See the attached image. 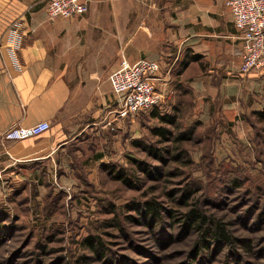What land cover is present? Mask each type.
Returning a JSON list of instances; mask_svg holds the SVG:
<instances>
[{
	"label": "rangeland",
	"instance_id": "374dc122",
	"mask_svg": "<svg viewBox=\"0 0 264 264\" xmlns=\"http://www.w3.org/2000/svg\"><path fill=\"white\" fill-rule=\"evenodd\" d=\"M238 61L224 67L218 62L212 71L203 57L191 63L173 100L180 106L175 124H162L152 108L138 111L124 130L105 132L98 146L102 163H94L96 153L82 144L77 161L64 159L56 170L45 163L12 172L0 189V223L6 227L0 264H104L106 257L99 259L79 245L88 234L105 241L106 254L119 262L113 264H179L190 258L197 238L179 221L186 207L177 201L187 188L232 233L251 237L255 250L264 246V123L253 113L264 108V67L239 75ZM169 95L156 108L160 114L173 112ZM161 126L171 136L183 132L189 137L164 141L154 133ZM176 146L185 151L181 160L171 157ZM153 196L179 214L170 219L162 211L163 222L149 226L134 206ZM254 203L260 224L251 217L242 221ZM223 249L212 256V264L227 260ZM254 260L264 264V253Z\"/></svg>",
	"mask_w": 264,
	"mask_h": 264
},
{
	"label": "crops",
	"instance_id": "0c3cea01",
	"mask_svg": "<svg viewBox=\"0 0 264 264\" xmlns=\"http://www.w3.org/2000/svg\"><path fill=\"white\" fill-rule=\"evenodd\" d=\"M84 1V14L51 19L47 0H0L1 190L18 169L48 163L56 170L64 159L77 161L82 144L96 153L94 163L103 162L98 146L105 132L119 133L130 123L131 115L112 120L121 96L108 76L122 56L158 62L154 84L170 93L172 106L191 63L203 57L212 71L218 62L224 67L240 60L241 32L225 0ZM40 121L49 126L39 135L1 138L13 124Z\"/></svg>",
	"mask_w": 264,
	"mask_h": 264
},
{
	"label": "built area",
	"instance_id": "2783aa9c",
	"mask_svg": "<svg viewBox=\"0 0 264 264\" xmlns=\"http://www.w3.org/2000/svg\"><path fill=\"white\" fill-rule=\"evenodd\" d=\"M233 25L241 32L243 41L237 74L246 75L253 69L264 67V0H225ZM87 10L84 0H47V16L68 18L82 15ZM160 66L158 62L140 58L129 62L122 56L120 67L111 72L108 80L113 91L121 96V104L112 111V120H123L146 108L159 106L165 94L156 89L154 80ZM107 120L106 125H111ZM47 121L30 126L13 124L1 135L3 140H21L36 136L48 129Z\"/></svg>",
	"mask_w": 264,
	"mask_h": 264
},
{
	"label": "trees",
	"instance_id": "16d2710c",
	"mask_svg": "<svg viewBox=\"0 0 264 264\" xmlns=\"http://www.w3.org/2000/svg\"><path fill=\"white\" fill-rule=\"evenodd\" d=\"M197 58L198 55H195L194 59ZM156 108H159V106L152 107V116L156 117L162 124H175L176 119L178 118V112L180 111V106L178 104H174L171 107L173 111L172 114H160L157 112ZM253 113L259 122L264 123V108L256 110ZM154 133L159 135L164 141L173 140L177 143L188 139L189 137L188 134L183 132L171 136V130L164 126L155 129ZM179 148L180 146L175 147V153L171 156L172 159L179 160L180 157L182 158V156H185V151L181 149L179 150ZM139 164L143 163H137V165ZM143 167L144 166H142V168ZM109 170L115 177L127 185H133L132 182H130L125 176H122L120 172L117 171L115 173L112 168H109ZM192 191L194 190L188 188L183 190L181 193V199H178V201L175 200L178 203H183L182 205H185L186 207L183 212H180L182 220L179 221L183 222V231H195L197 233V238L188 253L190 258L182 260L179 264H212L215 261L211 260L212 256L224 251L223 248L226 250L225 256L227 260H223L222 264H257L254 259L259 253H264V246L255 250L251 237H238L232 233L227 226V222L216 217V215L208 211L207 208L202 207L199 197H195ZM254 207L255 203L254 205H249L248 208L244 210L243 215L241 216L242 221L251 217L252 223L254 224H260V222H262V217L258 214L260 212L253 215L252 208ZM134 208L138 214H141L148 219L147 224L151 227H153V224L155 226L158 221L159 223L163 222V216H161L162 211L168 212L170 219H174V217L179 214L178 211H172L163 206V204L155 200L154 196L143 202L136 203V207L134 206ZM5 229L6 227L0 223V246L2 239H4L3 235L6 234ZM11 229H13V224H11ZM79 245L82 249H87L99 259L106 257V259H104V264H113L114 262L119 263L118 261H115V257L106 254L107 249L105 247V241L100 236L88 234L82 238ZM150 258L153 260L155 257L151 256Z\"/></svg>",
	"mask_w": 264,
	"mask_h": 264
}]
</instances>
